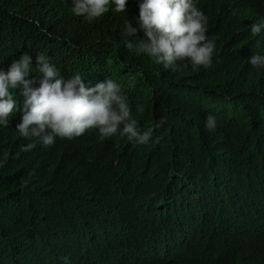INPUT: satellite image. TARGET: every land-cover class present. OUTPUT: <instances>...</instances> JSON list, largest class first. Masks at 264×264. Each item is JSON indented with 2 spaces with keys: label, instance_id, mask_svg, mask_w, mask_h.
<instances>
[{
  "label": "trees",
  "instance_id": "16d2710c",
  "mask_svg": "<svg viewBox=\"0 0 264 264\" xmlns=\"http://www.w3.org/2000/svg\"><path fill=\"white\" fill-rule=\"evenodd\" d=\"M207 6L218 64L179 74L125 46L137 0L91 23L72 16L65 0H0V69L27 53L28 78L38 82L35 56L43 54L65 80L79 74L94 85L110 76L139 130H150L147 144L121 150L92 141L99 150L84 178L52 169L49 156L44 170L34 150H10L19 136H10L9 118L0 127V264H264V67L247 63L264 54V30L253 36L249 27L264 19V0ZM207 114L216 117L214 130L204 127ZM124 195L142 204L123 214ZM102 216L110 229L128 221L114 248Z\"/></svg>",
  "mask_w": 264,
  "mask_h": 264
},
{
  "label": "clouds",
  "instance_id": "9594fccd",
  "mask_svg": "<svg viewBox=\"0 0 264 264\" xmlns=\"http://www.w3.org/2000/svg\"><path fill=\"white\" fill-rule=\"evenodd\" d=\"M65 3L72 16L91 23L108 13L110 7L116 13H124L127 0H65ZM137 7L138 15L134 21L128 20L122 31L125 46L134 54L144 55L164 69L190 66L196 70L210 63L215 39L205 34L208 18L197 7L196 0H137ZM249 27L251 35H259L264 30V19ZM138 31L143 34L138 41L128 39ZM48 36L55 38L50 32ZM31 62L32 57L24 53L6 71L0 69V127H6L20 108L14 94L19 89L23 97L22 115L15 129L23 138L32 137L50 146L58 138L79 137L86 130L95 129L100 139L119 134L137 145L149 142L150 130H139L137 120L130 114L127 97L116 81L105 78L91 85L92 81L84 83L79 74L62 79L50 58L38 54L37 82L28 78L33 69ZM247 63L252 68L264 67V54L252 53ZM216 126V117L207 114L204 127L211 131Z\"/></svg>",
  "mask_w": 264,
  "mask_h": 264
},
{
  "label": "water",
  "instance_id": "95a60500",
  "mask_svg": "<svg viewBox=\"0 0 264 264\" xmlns=\"http://www.w3.org/2000/svg\"><path fill=\"white\" fill-rule=\"evenodd\" d=\"M209 2H210V0H196L197 7L201 11L206 12L205 15L208 18V22L211 21L209 14L207 12V7H208L207 5L209 4ZM131 3L134 4V0H127L124 12L129 8ZM228 6H230V5H228ZM205 34H206V36H211L214 38V36L209 32L208 27H206V33ZM214 46H216V43ZM215 54H213L211 62L209 63V64H211L210 66L209 65L201 66V67H198L197 70H211L216 64H218V62L216 61ZM177 63H179V62H177ZM187 68H191V67L185 66V67H180L177 69H178L179 74H181ZM169 79L171 81H174V82L177 81L176 76L171 77ZM164 80H168V79L164 78ZM86 81L87 80H84L83 82H86ZM128 102H130V101H128ZM128 104H130V103H128ZM130 114L134 119L137 120V117L133 116L131 111H130ZM21 115H22V113L20 114V117H21ZM20 117H18V118H20ZM138 125H141V121L137 120V127H138ZM92 141L94 143H100V144H103V145L109 146V147H111V146L112 147H118V149H120V150L126 144L130 143L126 138L119 136V134H116L112 137L100 139L98 137L95 129H89V130H86V132L79 137H72L70 139L58 138L50 146H44L39 142L38 139L33 140L32 137H29V138L21 137V143L20 142L18 143L19 147L13 145L12 149H10V150L17 152V153L20 152V154L25 152V150H34L35 152L38 153V157L40 158L39 160L43 161L42 166H44V170H46V169L49 170V164L47 165V162H46L47 157L49 156V158H51L49 161L51 168L55 169L57 172H61V173H66V172L70 173L71 172L72 174H75V175H77L79 172H82L83 177L87 178L88 173L90 172V169H89L90 166L88 167V165H86L87 164V158L99 150L98 147L93 146ZM64 143H67V145H63ZM131 147L132 148H135V147L140 148V147H137V145H134V147L132 145ZM53 149L57 150L56 156L62 158L61 160H57L54 156H52L53 151H55ZM50 150H53V151H50ZM41 152H45V153L41 154ZM80 160H82V163H83L82 168H80L81 166H79V164L77 163ZM116 163H119V162H116ZM89 178L92 179V177H89ZM134 183H135V180H134ZM83 189H86L85 184L83 185ZM95 194L99 195L100 192H97ZM119 201L123 207V214H130V212L135 211L136 208H139L140 204H142L141 201H138L136 199H128L126 197V195H124L122 198H119ZM116 220H117V224L114 227V229H110V227H112V222L110 220H107L105 217L102 216V219L100 221L101 225H102L101 229L104 232L105 239L108 237L111 238L109 240L110 244L112 246L111 248H114L113 243L121 242V241H119V237L116 234L117 233L120 234L121 231L124 230L122 225L125 224L126 222H128L124 218H121L120 220H118V219H116ZM194 221H195V219H194ZM106 222L109 223L108 227H106V225H105ZM117 225L120 226V228H117L118 227ZM107 229H109V231L106 232ZM125 242H128V239ZM130 257H131V255L128 256V259ZM34 260L37 261L39 264H41V262H42L41 259H34ZM14 261H16V260H14Z\"/></svg>",
  "mask_w": 264,
  "mask_h": 264
},
{
  "label": "bare ground",
  "instance_id": "6f19581e",
  "mask_svg": "<svg viewBox=\"0 0 264 264\" xmlns=\"http://www.w3.org/2000/svg\"><path fill=\"white\" fill-rule=\"evenodd\" d=\"M204 14L206 13V12H204V11H202ZM97 20V19H96ZM128 39H129V37H128ZM139 40V37L138 36H136L135 37V41L136 40ZM257 43V42H256ZM211 62V61H210ZM50 63H52V62H50ZM53 64V63H52ZM119 63H115L114 64V66L115 65H118ZM112 65V64H111ZM209 66L211 65V64H208ZM121 68H126V69H130L131 67L130 66H120ZM117 72V75H119V76H123V74H121V73H125V72H121V70L120 71H116ZM193 73V71L191 70V69H189V71L188 72H186V74H192ZM110 75V74H109ZM126 77V76H125ZM108 78L109 79H112L110 76H108ZM126 82V81H125ZM125 82H123V83H125ZM223 103H226L225 101L223 102ZM226 106L227 105H229V104H225ZM231 105H239V104H237V102L235 103V102H231ZM17 111H20V109H18ZM231 111H235V110H231ZM19 113H22V112H17L16 113V115H13V117H12V121H11V124H10V136L12 135H15L16 136V134H18V136H19V138H18V140L17 141H21V138H20V135H19V133L16 131V129H15V124L16 123H19V121H20V118H18V117H20V114ZM202 116L203 115H201V119H200V121L202 120ZM244 117H247V115L246 114H244ZM14 119V120H13ZM15 121V122H14ZM17 141H16V139H15V143H14V145L15 146H18L19 144L17 143ZM19 147V146H18ZM51 151V150H50ZM17 153V152H16ZM6 154H8V151L6 152ZM117 162V161H116ZM78 164H79V166H81L80 168H82V160H80V161H78L77 162ZM95 163V162H94ZM72 164V163H71ZM264 175V174H263ZM193 185V184H192ZM191 188H192V186H191ZM10 209V208H9ZM11 210V209H10ZM194 213V212H193ZM199 214V213H198ZM176 248V247H175ZM164 255H166V256H169V255H171L170 253H163Z\"/></svg>",
  "mask_w": 264,
  "mask_h": 264
}]
</instances>
